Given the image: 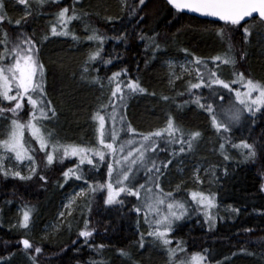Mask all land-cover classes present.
<instances>
[{"label": "trees", "instance_id": "16d2710c", "mask_svg": "<svg viewBox=\"0 0 264 264\" xmlns=\"http://www.w3.org/2000/svg\"><path fill=\"white\" fill-rule=\"evenodd\" d=\"M136 2L138 3V0ZM74 6L92 13L86 21H74L70 25L72 32L81 38V45L73 41L71 35L50 37L40 50V60L45 65V87L48 98L57 111L56 118L52 119L57 137L65 139L57 132H74L73 137H77L78 133L88 135L91 117L98 109L97 104L100 106V103H107L111 94L110 88L102 91L99 85L81 79L84 59L90 50L99 46L97 43L84 40L88 34L84 30L85 24L90 23L106 37H116L126 32L128 38L125 42L115 39L105 40L102 60L92 65L91 75H99L107 83V77L112 72L127 68L128 77L125 79L139 77L147 93L137 94L127 101V107L124 109L127 121L138 132L147 133L165 125L164 121L159 123L162 115H172L176 123L186 132L202 133L198 147L194 150L193 159L208 164L212 169L199 191L209 195L215 194L217 207L212 213L216 217L214 227L210 229L205 217L200 216L201 213L193 212L189 217L178 222L175 231L169 234L173 241L171 246L176 247V241H183L184 258H188L193 253H203L207 249L211 252L210 263L214 264L217 262L264 264V257L261 256L264 252V243H259L260 239L264 238V192L260 191L261 184H264V148L258 147L257 156L250 161H238L232 158L225 160L219 152L221 141L210 126L209 117L201 109L200 111L189 108L182 110L181 107H177L183 105L182 102H178L181 101V96L179 99L166 91L165 70L160 64L165 56H177L183 53L182 49H187L189 54L195 52L209 56L218 52L224 53L226 46L213 36L216 29L223 27L224 24L193 16L184 11L178 12L165 0H147L142 6V11L131 21L127 11L121 14V5L117 0H81ZM30 7L32 15L21 28L15 24V21L24 17L21 12L25 6L20 5L18 0H5L6 19L0 24V29L7 31L13 38L19 31L35 33L36 39L39 40L42 35L50 32L55 13L60 8L73 7V0H61L58 4H48L42 8L31 3ZM16 13L15 17L11 16ZM109 16L113 17L114 22L108 21ZM140 16L144 19L137 24ZM117 17L121 19H116ZM9 20L11 23L8 22ZM253 23L254 20L250 19L242 22L239 27L232 26L231 40L235 46L234 55L240 68L252 79L264 81V57L252 45L245 44L243 37V28L250 27ZM153 33L158 34V43L162 48L155 59H152L150 50L146 51V42L138 38L141 34L151 36ZM242 52L247 53L243 60L240 59ZM108 59H112V63L105 66L103 60ZM146 60L150 61L147 65ZM162 96H169L171 99L165 102L161 99ZM5 105L6 102L2 106ZM175 106L174 112L172 110ZM26 109L27 107L19 117L21 122L29 119V110ZM179 116L184 117L186 122L177 121ZM8 118H11V114H8ZM255 120L256 124L252 126V118L249 115L246 117L244 121L248 126L247 129L251 127V135L249 136L248 131V135L242 138L247 139L248 143L258 141L259 144H264V111L256 113ZM4 124L6 125L7 121H4ZM4 138L3 135L0 137V139ZM227 148H231L230 144L226 145ZM160 154L162 153H158L153 159L159 156L157 162L165 161ZM64 161L62 165L51 168L47 175L43 174L47 182L41 181L37 175L29 181L12 177L4 178L0 175V264H32L28 257L35 254V247L42 248V253L35 254V264H88L90 260L100 259L106 260L108 264H129L117 253L116 250L119 248L129 250L133 260L138 264H167V261L163 263L164 257L160 256L161 251L147 252L146 249L139 247L141 231L137 226L140 216L138 217L134 211V205L137 204L136 197L122 194L118 199L123 200V204L105 205L106 189L88 197L91 201L90 211L88 200H82L83 204L79 212L70 221L71 230L65 225L53 234L51 232H48L47 236L44 233L42 236L37 234L36 238L40 227L55 217L59 194L68 183V180L65 181L62 176L65 167L76 163L73 158L71 161L69 159ZM82 172L84 180L89 184L105 182L103 163L97 168L83 166ZM184 180L183 176L180 183ZM33 183H37L39 188ZM184 189L189 192L187 185L182 184L177 194ZM25 205L34 208L32 230L19 227L20 216L17 210L21 211ZM229 206L239 209V213L232 212ZM85 219L89 220L91 227L95 229L93 236L89 238V243L93 246L91 248L85 244L82 237L78 236L79 231L84 228ZM245 229L252 231L245 232ZM23 238L29 239L33 245L27 253L20 243ZM73 241L77 243L73 244ZM101 244L105 245L102 256L93 250L95 246ZM241 248L255 255L250 256L240 252ZM233 253L237 255L233 256Z\"/></svg>", "mask_w": 264, "mask_h": 264}, {"label": "snow or ice", "instance_id": "6c2138e0", "mask_svg": "<svg viewBox=\"0 0 264 264\" xmlns=\"http://www.w3.org/2000/svg\"><path fill=\"white\" fill-rule=\"evenodd\" d=\"M61 0H18L20 5L25 6V14L21 19H17L15 24L23 27L27 18L32 15L31 3L38 8H42L48 4H58ZM81 0H73V7L60 8L55 13V20L51 23L50 32L42 35L37 40L35 33L29 34L24 31L16 33L15 37H11L7 31L0 29V135L5 136L0 139V175L4 178L12 177L21 181L32 180L39 172V165L35 159L36 149L26 147L24 140V129L27 128L31 137L39 145V151L45 154L46 164L53 165L54 161L59 158L60 162L69 157H77L79 163L66 169L62 176L67 181L71 177L76 180H84V173L81 165L87 163L92 167H97L94 159L98 158L99 162L107 163L108 180L104 183L88 184V189H81L75 196L71 197L64 205V210L59 213L58 223L49 226L53 231H59L60 228L67 225L71 230L70 218L73 215L74 207L78 200H88L90 195H94L97 191L106 189L107 195L104 199L105 205L123 204V200L118 199L121 194L136 197L137 204L134 205V211L137 216L143 215L144 223L148 225L149 231L147 237L151 238L153 244H158L166 253L167 264H210L209 257L211 252L207 249L203 253H193L190 258H184L185 248L183 241H176V247H171L173 241L169 239V234L175 231L178 222L189 217L194 211H202L205 216V222L209 224L210 229L214 227L215 219L211 210L217 207L215 202V194L206 195L202 191H192L189 193L193 208L187 200L176 198V194L180 191L182 184L176 186L173 191L165 192L161 187L162 178L166 175V170L173 163V159L185 153H190L197 146V142L202 137L200 131L186 132L185 129L176 123L172 115H168L164 127L147 133L138 132L130 122L127 121L123 109L127 107V101L137 94L147 93V89L142 86L140 78H127L128 69L124 68L120 71L112 72L107 77V83L99 75H91L92 65L102 60L103 46L106 39H115L125 42L128 38L126 32L120 33L116 37H106L99 32V29L93 27L90 23L84 26L85 32L88 34L84 40L97 43L99 46L94 50H90L81 66V79L93 84L99 85L103 91L105 88L111 89L108 102L101 104L93 113L91 119L98 122L96 128L97 146H83L81 144H62L55 140L56 133L49 130L45 126V122L56 118L57 111L52 101L48 98L45 87V65L40 60V50L43 43L50 37H68L71 35L73 41L80 43L81 38L72 32L70 25L74 21H86L92 13L84 9H77L74 5L80 3ZM147 0H120L121 14L127 11L129 21L137 17L142 11V6ZM167 4L171 5L175 10L190 11L198 13L202 16L214 17L218 21H222L224 26L216 29V35L222 43L226 44V51L223 55L211 57V63L214 67H209V61L198 56H192V59L186 64H179L180 74L177 75L175 69L177 64L174 60H167L166 65L169 68L170 86L174 87L176 81L183 79L184 75L191 76L195 71L197 83L188 81L186 93L191 97L185 101V104L194 103L199 109L208 114L211 120V126L220 139L219 152L225 160L230 159L226 153V145L231 144V132L234 127L240 126L246 119L245 114H249L252 118V126H255L256 113L264 111V81L254 80L245 77L243 72H236L237 59L234 55V45L231 40V27L241 26L245 18H251L254 23L249 27L243 28V37L245 44H248L249 37L256 31L258 26H264V0H167ZM5 0H0V24L6 19ZM71 13V14H69ZM256 14V17H254ZM99 15V13H96ZM108 21L114 22L113 17H107ZM116 19H121L117 17ZM144 17L140 16L137 20ZM11 23V20L8 21ZM228 29V31H226ZM258 35H264V27L260 28ZM141 41L146 42V51L152 52V59L162 51L160 43H158V34L148 36L141 34L138 37ZM186 54L187 49H182ZM246 52H242L240 59L243 60ZM150 61L146 60V65ZM112 59L103 60L105 66L110 65ZM230 66L233 69L232 76L234 79L226 81L221 78L220 66ZM242 85L243 91L234 88L233 85ZM228 90L229 93H235V102H229L228 106H223L224 96L219 89ZM207 89L208 95L202 93L196 95L193 90ZM184 92L177 93L183 96ZM155 95V93H152ZM219 96V101L216 97ZM162 100L167 102L171 98L162 96ZM27 105L31 111L28 112L29 119L26 123H22L19 119L21 113ZM4 102H9L11 107L2 106ZM183 107V105H177ZM109 108L111 112L109 113ZM118 109L121 111L118 112ZM104 114H101V113ZM11 114V118H8ZM111 121V128L106 127V121ZM7 121V124H4ZM228 134V135H225ZM251 135V127L249 128V136ZM123 136L128 137L122 139ZM163 143L165 147H161ZM168 146L173 148L169 154L172 159L157 162L153 159L160 152H165ZM176 146H179L176 151ZM232 148L241 149V155L244 161L253 160L258 152L257 149L264 148V144L258 141L248 143L247 139H241L238 144H231ZM50 149V150H49ZM246 150V151H243ZM62 152V156L60 153ZM109 158H111L109 160ZM14 164L13 166H9ZM28 165V174H22L20 169ZM212 171V169L206 170ZM143 173V176L140 173ZM200 169L197 167L193 173V179L196 183H200ZM214 174V171H213ZM40 180L47 182L44 175H40ZM143 183H139V180ZM87 183V180H85ZM260 191L264 192V184H261ZM10 203V202H8ZM91 201L88 200L90 209ZM231 208V206H229ZM22 215L19 218V227L21 229H29L32 223V215L34 208L25 205L21 210ZM232 212L239 213V209L231 208ZM139 227V219L137 220ZM47 231V228H46ZM95 229L91 227L90 221L85 219L84 228H82L78 236L84 239L85 244L90 248L93 247L89 243V238L93 236ZM251 229H245V232H251ZM145 235L141 233L138 244L142 249L145 247ZM24 251L27 253L33 245L29 239L20 241ZM73 241V244H76ZM259 243H264L261 238ZM93 250L102 256L105 245H97ZM121 258L128 261L129 264H138L133 260L132 253L125 249L116 250ZM35 254L42 253L41 247H35ZM240 252L254 256L255 253L247 252L241 248ZM30 255L28 259L32 264L36 262V255ZM233 256L237 253H233ZM264 257V252L261 253ZM227 259V258H226ZM88 264H108L104 259L90 260ZM223 264V262H217Z\"/></svg>", "mask_w": 264, "mask_h": 264}, {"label": "rangeland", "instance_id": "374dc122", "mask_svg": "<svg viewBox=\"0 0 264 264\" xmlns=\"http://www.w3.org/2000/svg\"><path fill=\"white\" fill-rule=\"evenodd\" d=\"M117 2H118L119 5H121L120 4V0H117ZM17 13L16 14H11V16L15 17L17 15ZM21 13L25 14V8L22 10ZM261 27H264V26L257 27L256 31H254L253 34L251 35L252 37H249L250 38L249 44L252 45L257 51H259V53L264 57V35H258L257 34L260 31ZM213 36L218 38V40H220L219 37H217V35L215 34V32H214ZM79 44L81 45V42ZM224 46H226V44H224ZM234 49H235V46H234ZM190 52H191V50H190ZM224 53L218 52V54H215V55H211L210 54V56H209V55H205L203 53L197 54L195 52H191V54H186L185 52H183V53H181L180 55H177V56H165L163 58V60L160 62L161 66L165 70V81H164L165 84L164 85H165L166 91L169 92V93L174 94L177 98L180 97V96L177 95V93H179V92H184L185 93L183 96L180 97L181 101H178L180 103L181 102L183 103V107H181L182 110H184V109L186 110V108L187 109L189 108V109H193L195 111H198V110L200 111V109L194 103H188V104L184 103L185 101H188V100L191 99V97L185 91L188 81L191 80L192 83H197L198 82L197 79H196V76H195V71H192L191 76L185 74L183 79L176 81L175 86L172 87L168 83V80H169L168 73H169L170 70H169V68L166 65V61L171 59V60H174L176 62L177 68L175 69V71H176L177 75H179L181 70L178 67V65L179 64H186L188 61H190L192 59L193 55L208 60L209 61V67L212 68V67H214V65H212V63H211V57L216 56V55H223ZM235 71L236 72H243L245 74V77L251 78L245 72V70L240 68L239 64L236 65ZM232 72H233L232 67H230V66L228 67V66H224V65L220 66V74H221V78L222 79H225L226 81H231L232 79H234V77L232 76ZM233 87L234 88H239L241 91H243L242 85L237 84V85H233ZM219 91L224 96V101H223V106L224 107L228 106L229 102H235V93L234 92L229 93L228 90H225V89H222V88L219 89ZM193 92L196 95H199V94L202 93L203 95L207 96L209 94L207 89L193 90ZM182 100H185V101H182ZM216 100L219 101V96L216 97ZM24 103H25V107H27L26 110L31 111V108H30V106L27 105L26 100L24 101ZM97 105H98V107H96V108H99L100 107L99 104H97ZM100 105H101V103H100ZM4 107H11V104L9 102H6V105ZM108 111L110 113L111 112V108H109ZM120 111L121 110L118 109V112H120ZM122 111L124 113V109ZM172 111H174V112L176 111V106L173 108ZM101 114H104V113L102 112ZM206 115H207V117H209L207 113H206ZM248 115L249 114H245L246 117ZM166 119H167L166 114L162 115V118L160 119L159 123H162L163 121H164L163 123H166ZM209 119H210V117H209ZM53 120L45 122V126H46L47 129L55 130V126H54V121ZM27 121H28V119H25L24 121H22V123H26ZM177 121L186 122L185 118L184 117H180V116L177 119ZM210 122H211V120H210ZM210 126H211V124H210ZM97 127H98V122L91 120L90 128H89V131L87 132L88 135L87 134L80 135L78 133L77 137H73L74 134H75L74 132H57L58 134H62V136L65 139L62 140V139L58 138L57 137L58 135H56L54 139L59 141L62 144H81L83 146H88V147L97 146V133H96V128ZM106 127H108L109 129L111 128V121L110 120L106 121ZM163 127H164V125H163ZM247 127L248 126H246L245 121H243L240 126H236V127L233 128V130H236V132H232L230 134L231 135V144H238L239 141L241 139H243L242 138L243 136L248 135L247 132L249 131V128L247 129ZM0 130H3L2 127H0ZM225 135H228V134H225ZM1 136L2 135H0V137ZM127 138L128 137H126V136L122 137V139H127ZM24 140L26 141V147H31V148H34V149L37 150L36 151V156H35V159H36V161L38 162V165H39V172L37 174V177H40V175H43V174L47 175L48 171L52 170L51 168H54V167L58 166L59 164L62 165V163L60 162L59 158H57V160H55L53 165H51V166H48L46 164L45 154L38 150L39 149V145L31 137V133H30V131L27 128L24 129ZM198 142H197V146L194 148V150L198 147ZM231 144H230V146H231ZM160 146L162 148L165 147V145L163 143H161ZM178 149H179V146H176L175 150L178 151ZM194 150L192 152H190V153L181 154V155L177 156L175 159H173V163L169 166L170 168H168L166 170V175L162 178L161 187L164 189L165 192L173 191L174 189H176L177 185H179V184H181L183 182V184L187 185V189L189 190V192H186L187 190L184 189L179 194H176V198L180 199V200H187V201L190 202L189 204L193 208H196V205L192 204V202H191V197H190L189 193L192 192V191H199V188L203 184L204 179L206 177L210 176L211 171H206V170L211 169V167L208 164H206V163H204L202 161H199L198 159H193ZM226 150H227L226 152H227V154H228V156L230 158L238 160V161L239 160H244L243 156L241 155V151H242L241 149L232 148V146H231V148H227ZM172 151H173V148L171 146H168L167 151L161 152L162 154H160V155H162L161 156L162 159L165 160V161H167L169 159H172V157L169 155ZM207 151H211V150H207ZM243 151H246V150H243ZM2 152H3V150L0 149V153H2ZM60 155L62 156V152L60 153ZM72 158L76 161V163L74 165H70L68 167H65V169L72 168V167L76 166L79 163V159L77 157H69V158H66V159H69L71 161ZM155 158L159 159V156L155 157ZM110 159L111 158H109V160ZM63 162H65V161H63ZM159 162L160 161H158V163ZM94 163H96L97 167H98L103 162H99L98 158H96V159H94ZM103 164L105 166V181H107L108 180L107 163H103ZM9 166H13L14 167V164H10ZM83 166H88V164L85 163L84 165H81L80 166L81 170H83ZM197 167H199V169H200V172H199L200 179H201L200 183H196L194 181V179H193V173L196 171ZM20 170L22 171V174L27 175L28 174V165L25 164L23 166V168L20 169ZM87 170H90V169H87ZM140 175L143 176V173L141 172ZM183 176H184L185 180L180 183V181H181ZM63 181H64V179H63ZM143 182L144 181L142 179L139 180V183H143ZM33 184H34V186L36 188H39V185L37 183L36 184L33 183ZM88 184H89V182L85 183V180H76L75 177H71L70 179H68L67 185H65L64 189L61 190V192L59 194V200H58V205L56 207L57 210H56V214H55L54 219L47 221L45 223V225L40 227L41 229L39 230V232L36 233V238H37V234L42 236L43 233L46 235L48 232H51V234L56 232V231H53L49 226L58 223L59 213L62 210H64L65 203H67L68 200L71 197L75 196L76 193L80 192L81 189H88ZM205 194L209 195L208 193H205ZM82 200L83 199L78 200L77 204L75 205L72 217L74 215H76V213L79 212V210L81 208V205L83 204ZM196 212H198L199 214L201 213L200 216H204L202 211H199V210L198 211H194V213H196ZM211 212L213 213V209L211 210ZM17 213H18L19 216L22 215V211H20V210H17ZM72 217L70 218V221H71ZM139 227H140L141 233H143L145 235V237H146V239H145V247L143 249H146L147 252H151V251L160 252L161 251L160 256L164 257V262L163 263H165L167 261L166 253L161 249V247L158 244L154 245L151 238L147 237V232L149 231V228H148V225L144 223L143 215H140ZM46 228H47V231H46ZM28 230H32V227L30 226V228ZM30 232H32V231H30ZM23 239H26V238H23ZM169 239H170V237H169ZM191 255H189L188 258H190ZM165 257H166V259H165ZM210 264H214V263H210Z\"/></svg>", "mask_w": 264, "mask_h": 264}, {"label": "water", "instance_id": "95a60500", "mask_svg": "<svg viewBox=\"0 0 264 264\" xmlns=\"http://www.w3.org/2000/svg\"><path fill=\"white\" fill-rule=\"evenodd\" d=\"M165 1L167 2V0H165ZM170 6H171V5H170ZM184 12H186L187 14L193 15V16L203 17V18H205V19H207V20H209V21H213V22L218 21L217 18H214V17L202 16V15H200V14H198V13L190 12V11H187V10H184ZM254 17H256V14H254ZM250 19H251V18H245V21L250 20ZM218 22L223 23L222 21H218Z\"/></svg>", "mask_w": 264, "mask_h": 264}]
</instances>
